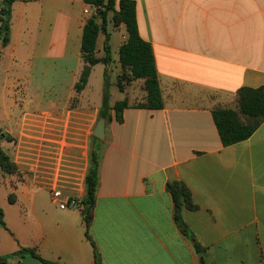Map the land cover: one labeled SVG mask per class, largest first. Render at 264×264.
Returning <instances> with one entry per match:
<instances>
[{
    "label": "crops",
    "instance_id": "0c3cea01",
    "mask_svg": "<svg viewBox=\"0 0 264 264\" xmlns=\"http://www.w3.org/2000/svg\"><path fill=\"white\" fill-rule=\"evenodd\" d=\"M135 1L164 106L137 107L146 95L143 78L121 91L120 64L114 90L122 95L111 93L110 104L127 98L129 106L122 121L111 110L104 138L93 131L111 63L91 66L84 89H75L85 64V10L92 6L15 0L10 8V40L0 51L8 62L0 131L13 137L1 146L18 171L0 166V257H9L6 264H39L21 248L59 264H96L95 253L98 264H264V121L248 139L225 146L212 114L218 107L238 110L242 87L264 86V0ZM116 32L118 52L125 25L109 31L112 51ZM105 38H97L99 57ZM23 63L25 73L9 72ZM136 83L140 98L130 91ZM93 149L98 186L89 238L80 201ZM173 180L184 181L198 205L182 215L205 247L202 254L175 221L167 187ZM54 191L61 195L54 198Z\"/></svg>",
    "mask_w": 264,
    "mask_h": 264
},
{
    "label": "trees",
    "instance_id": "16d2710c",
    "mask_svg": "<svg viewBox=\"0 0 264 264\" xmlns=\"http://www.w3.org/2000/svg\"><path fill=\"white\" fill-rule=\"evenodd\" d=\"M15 0H2L0 7V51L10 40L11 9ZM32 1V0H31ZM86 4L94 6L95 12L86 18L83 26L81 56L85 62L78 81L75 84L77 92H81L86 86L93 65L99 62L110 64L112 62L111 46L108 42L107 30L109 14L112 13V22L117 26L124 24L127 31L126 40L119 47V62L121 72L117 77L116 85L123 91L125 87L136 79L143 78V87L146 91L145 99L137 104V107L151 109L162 108L164 100L161 92L155 55L151 43L144 40L138 28L135 0H84ZM100 33L106 34L104 43V55L97 56V41ZM105 70V84L103 89V103L100 114L106 119L111 118V110L115 111V118L122 121V113L129 106L128 99L118 100L110 104V82ZM238 110L233 108L218 107L213 109V119L219 132L223 145L228 146L248 139L264 121V86L257 88L242 87L238 92ZM94 138H96L94 136ZM2 139L9 141L13 137L0 131V166L7 173H15L18 166L10 155L1 146ZM99 155L96 149L91 152V166L86 175V194L81 199L82 214L86 225V236L89 235L90 223L93 219L96 192L98 186ZM167 187L174 201V218L181 232L194 241L197 252L203 253L205 247L197 241L195 235L185 222L183 209L195 210L198 205L192 198V193L187 184L181 180L168 181ZM9 200L13 202L15 197L10 194ZM0 219L3 224V211L0 208ZM94 244V242H93ZM21 253L31 254L39 264H59L41 256L32 248H21ZM98 264V255L95 253ZM9 257H0V264H6Z\"/></svg>",
    "mask_w": 264,
    "mask_h": 264
},
{
    "label": "rangeland",
    "instance_id": "374dc122",
    "mask_svg": "<svg viewBox=\"0 0 264 264\" xmlns=\"http://www.w3.org/2000/svg\"><path fill=\"white\" fill-rule=\"evenodd\" d=\"M87 10H85L86 18L89 17L90 15H92L95 12L94 10H96V9H95L94 6H92V9H87ZM107 30H108V32L109 31H112V30L120 31V25L117 26L116 24H114L112 22V13L109 14V20H108ZM112 35H113L112 36V43H113V47L114 48H113V51L111 49L112 62H111V66L110 67L112 68L113 71H112V74H111V80H110L109 89H110V93H112V95H115L116 93H118L117 95L121 97L122 93H120V91H117L116 89L114 90V81H115V79L117 77L118 70L120 69V63L118 61V52L115 50V46H116V43L118 41L117 38H119V34H118V32H116V34L114 33ZM109 41L110 40H108V42ZM15 66H14V64H12L9 67V72L11 74H13L14 72H16V69L19 72H21V73H25L27 71L26 68L28 67V64L27 63H23L22 65L21 64L20 65H16L15 64ZM7 67H8V62H4V60H0V91H1V88H2V86H1L2 83L1 82L4 79V75H6V69H7ZM7 90H8V88H7ZM130 91H131V93L134 92L135 94H137V97L140 98V96L142 94V87H141V85H139V83H136V85H134L133 89H130ZM112 98L113 97L111 96V99Z\"/></svg>",
    "mask_w": 264,
    "mask_h": 264
},
{
    "label": "water",
    "instance_id": "95a60500",
    "mask_svg": "<svg viewBox=\"0 0 264 264\" xmlns=\"http://www.w3.org/2000/svg\"><path fill=\"white\" fill-rule=\"evenodd\" d=\"M105 122L106 118L104 116H101L96 124V127L93 131L94 135L99 138H104L105 136ZM202 264H206L205 260L202 259Z\"/></svg>",
    "mask_w": 264,
    "mask_h": 264
},
{
    "label": "built area",
    "instance_id": "2783aa9c",
    "mask_svg": "<svg viewBox=\"0 0 264 264\" xmlns=\"http://www.w3.org/2000/svg\"><path fill=\"white\" fill-rule=\"evenodd\" d=\"M60 195H61V193H60L59 191H54V192H53V197H54V198H58ZM64 206H66V203H65V202H62V203L60 204V207H64Z\"/></svg>",
    "mask_w": 264,
    "mask_h": 264
}]
</instances>
